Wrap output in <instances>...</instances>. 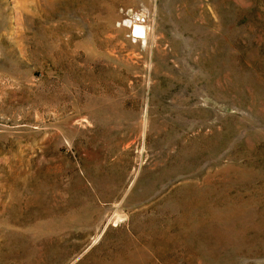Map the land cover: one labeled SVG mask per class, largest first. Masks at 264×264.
<instances>
[{
	"label": "rangeland",
	"instance_id": "obj_1",
	"mask_svg": "<svg viewBox=\"0 0 264 264\" xmlns=\"http://www.w3.org/2000/svg\"><path fill=\"white\" fill-rule=\"evenodd\" d=\"M0 264H264V0H0Z\"/></svg>",
	"mask_w": 264,
	"mask_h": 264
},
{
	"label": "bare ground",
	"instance_id": "obj_2",
	"mask_svg": "<svg viewBox=\"0 0 264 264\" xmlns=\"http://www.w3.org/2000/svg\"><path fill=\"white\" fill-rule=\"evenodd\" d=\"M137 29H139V30H143V26H141V25H137Z\"/></svg>",
	"mask_w": 264,
	"mask_h": 264
}]
</instances>
